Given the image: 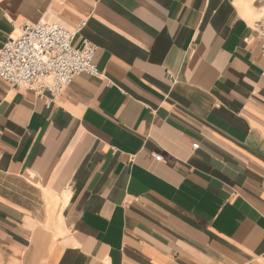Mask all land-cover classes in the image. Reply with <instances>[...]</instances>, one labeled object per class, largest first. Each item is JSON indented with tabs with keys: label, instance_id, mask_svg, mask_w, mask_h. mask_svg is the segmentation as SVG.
<instances>
[{
	"label": "crops",
	"instance_id": "crops-1",
	"mask_svg": "<svg viewBox=\"0 0 264 264\" xmlns=\"http://www.w3.org/2000/svg\"><path fill=\"white\" fill-rule=\"evenodd\" d=\"M263 2L0 0V46L86 19L102 73L0 78V264H264Z\"/></svg>",
	"mask_w": 264,
	"mask_h": 264
},
{
	"label": "built area",
	"instance_id": "built-area-1",
	"mask_svg": "<svg viewBox=\"0 0 264 264\" xmlns=\"http://www.w3.org/2000/svg\"><path fill=\"white\" fill-rule=\"evenodd\" d=\"M86 24V19L75 27L59 20L41 19L16 25L15 31L0 46V78L13 87L33 90L39 95L49 93L56 98L81 73L101 76L95 62L97 45L91 40H86L80 49L73 45ZM253 30L264 54V2ZM198 146L194 143V147ZM156 159L161 160L162 155H156Z\"/></svg>",
	"mask_w": 264,
	"mask_h": 264
},
{
	"label": "rangeland",
	"instance_id": "rangeland-1",
	"mask_svg": "<svg viewBox=\"0 0 264 264\" xmlns=\"http://www.w3.org/2000/svg\"><path fill=\"white\" fill-rule=\"evenodd\" d=\"M57 195V194H56ZM57 196H54V195H51L50 196V201H49V206H50V209L51 211L53 209H55V207L57 206V199H56ZM58 198V197H57Z\"/></svg>",
	"mask_w": 264,
	"mask_h": 264
},
{
	"label": "bare ground",
	"instance_id": "bare-ground-1",
	"mask_svg": "<svg viewBox=\"0 0 264 264\" xmlns=\"http://www.w3.org/2000/svg\"><path fill=\"white\" fill-rule=\"evenodd\" d=\"M60 169H61V168H60ZM60 169H59V170H60ZM55 174H56V173H55ZM59 175H60V174H59ZM56 176H57V175H56ZM60 176H61V175H60ZM53 179H54V178H53ZM54 180H55V179H54ZM55 181H56V180H55ZM51 193H52V192H51ZM53 195H54V194H53ZM61 218H62V217H61Z\"/></svg>",
	"mask_w": 264,
	"mask_h": 264
}]
</instances>
